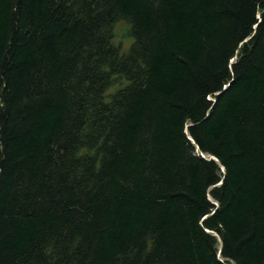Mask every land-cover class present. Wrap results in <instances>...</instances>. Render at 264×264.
Instances as JSON below:
<instances>
[{
    "label": "trees",
    "instance_id": "trees-1",
    "mask_svg": "<svg viewBox=\"0 0 264 264\" xmlns=\"http://www.w3.org/2000/svg\"><path fill=\"white\" fill-rule=\"evenodd\" d=\"M0 264H264V0H0Z\"/></svg>",
    "mask_w": 264,
    "mask_h": 264
},
{
    "label": "rangeland",
    "instance_id": "rangeland-1",
    "mask_svg": "<svg viewBox=\"0 0 264 264\" xmlns=\"http://www.w3.org/2000/svg\"><path fill=\"white\" fill-rule=\"evenodd\" d=\"M115 34H116L115 36L116 42H122V45L124 47L128 46L130 42V38L127 36V24L124 21H120L118 23Z\"/></svg>",
    "mask_w": 264,
    "mask_h": 264
},
{
    "label": "water",
    "instance_id": "water-1",
    "mask_svg": "<svg viewBox=\"0 0 264 264\" xmlns=\"http://www.w3.org/2000/svg\"><path fill=\"white\" fill-rule=\"evenodd\" d=\"M224 88H226V86L224 87ZM189 137V136H188ZM210 158H214L213 156H211Z\"/></svg>",
    "mask_w": 264,
    "mask_h": 264
}]
</instances>
